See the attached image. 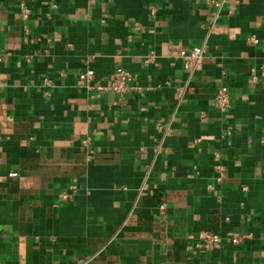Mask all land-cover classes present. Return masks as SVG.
<instances>
[{
  "label": "crops",
  "instance_id": "0c3cea01",
  "mask_svg": "<svg viewBox=\"0 0 264 264\" xmlns=\"http://www.w3.org/2000/svg\"><path fill=\"white\" fill-rule=\"evenodd\" d=\"M0 52V264H264V0H0Z\"/></svg>",
  "mask_w": 264,
  "mask_h": 264
},
{
  "label": "built area",
  "instance_id": "2783aa9c",
  "mask_svg": "<svg viewBox=\"0 0 264 264\" xmlns=\"http://www.w3.org/2000/svg\"><path fill=\"white\" fill-rule=\"evenodd\" d=\"M225 0H204V3L218 10L222 7L223 2ZM19 13L22 19H26L28 17V9L24 3H19ZM151 14H153V9L151 8ZM229 15H232V11H228ZM134 30H138L139 25H134ZM130 40V39H128ZM247 43L256 44L257 40L253 36H249L247 38ZM207 51V47L205 44H201L199 46H194L189 50H182L179 52L178 58L181 61L182 69L186 72H193L203 61L205 54ZM8 56V53L0 52V63ZM93 78V71L91 69H86L84 72L78 75L79 81L84 84V87L88 90H94L99 93H110L113 95H117L122 102L123 97L130 91L131 83L133 82V75L125 70L122 67L115 68L110 81L104 86H92L91 80ZM249 81L251 83L256 82V72L255 69H250L249 72ZM213 108L219 114H224L230 108V97L229 91L226 85L220 84L215 90L213 96ZM232 136V132L230 130H226L223 133V138H230ZM215 158L218 157L217 153H215ZM9 177H15V173H9ZM74 187L71 186L70 189ZM210 190L212 187L210 185L207 186ZM60 197L62 199H66V194H61ZM160 210L164 209L163 205L159 206ZM249 235L247 234H234L229 235L227 237H222L218 233H213L210 231H201L197 234L196 240L194 244L190 247V249L205 251L208 248L212 250H219L225 244H228L232 247H238L242 245L246 240L249 239Z\"/></svg>",
  "mask_w": 264,
  "mask_h": 264
},
{
  "label": "trees",
  "instance_id": "16d2710c",
  "mask_svg": "<svg viewBox=\"0 0 264 264\" xmlns=\"http://www.w3.org/2000/svg\"><path fill=\"white\" fill-rule=\"evenodd\" d=\"M213 233H215V232H213Z\"/></svg>",
  "mask_w": 264,
  "mask_h": 264
}]
</instances>
